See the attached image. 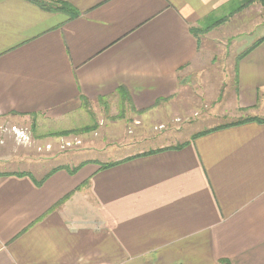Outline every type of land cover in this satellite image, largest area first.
I'll return each mask as SVG.
<instances>
[{"label": "crops", "instance_id": "1", "mask_svg": "<svg viewBox=\"0 0 264 264\" xmlns=\"http://www.w3.org/2000/svg\"><path fill=\"white\" fill-rule=\"evenodd\" d=\"M62 1L78 16L0 0V122L74 128L89 123L88 108L119 103L142 131L134 145L160 107L188 93L190 76L225 57L201 52V34L257 32L264 19L260 3L241 0ZM242 53L218 108L235 119L223 125L264 119V40ZM164 131L152 137L174 133ZM193 136L103 169L59 162L34 180L11 159L0 164V264H264V123Z\"/></svg>", "mask_w": 264, "mask_h": 264}, {"label": "rangeland", "instance_id": "2", "mask_svg": "<svg viewBox=\"0 0 264 264\" xmlns=\"http://www.w3.org/2000/svg\"><path fill=\"white\" fill-rule=\"evenodd\" d=\"M237 5L233 4L231 7L234 8ZM261 21L263 25L259 31L264 30V19ZM226 29H214V32L208 37L201 34V52H206L209 46L214 53H223L225 57L222 60L217 58L215 66L205 67V69L210 70L206 71L201 78L197 75L194 78L190 76L188 93L181 94L180 99L177 98L174 104H167L157 110L154 123L146 122L148 124L146 126L148 138L138 141L139 144L134 145L131 143L134 136L137 137L140 134L139 132H142L138 131L137 127L139 126L135 125L134 119L136 117L134 114L131 113L128 107L110 102L105 107L102 104L99 105V111L92 107L88 108L89 123L83 126H74V128H58V126L53 128L50 125H42L44 123L41 120L21 125L0 122V164L5 168L7 167L5 163H8L7 160L11 159L14 161L12 164H21L18 165L19 167L11 168L27 170L26 173L28 174L34 172L39 177L46 174L53 165L59 162L68 167L69 164L73 166L74 163L96 161L103 169V164H106L103 162L117 159L118 154L147 150L160 145L168 146L184 143L197 132L223 126L225 123L234 121V117H227L224 110L218 108L225 105V102L228 104L231 100L230 86L227 83H229L230 76V81L232 80L234 58L238 53L244 52L259 31L250 32L246 30V32H241L238 30L236 32H226ZM240 33H243V35H240ZM206 81L208 82L206 83ZM202 85H208L204 92L200 90ZM210 90L212 92L208 96L205 92ZM198 97H200L199 101L197 100ZM180 100L181 103H184L185 109L178 104L177 101ZM190 113L194 114L189 117ZM252 115L261 114L253 113ZM114 122L116 131L110 127ZM12 127H16L27 137L22 141L19 140L13 134ZM167 128L174 130V133L167 131V139L161 141L152 137L163 134ZM175 130L177 131L175 132ZM8 133H11V135ZM112 135L116 138L113 139ZM121 137H125L126 142ZM122 143L129 144L122 145ZM11 153L14 156L13 158L8 157ZM3 154L4 156H1Z\"/></svg>", "mask_w": 264, "mask_h": 264}, {"label": "trees", "instance_id": "3", "mask_svg": "<svg viewBox=\"0 0 264 264\" xmlns=\"http://www.w3.org/2000/svg\"><path fill=\"white\" fill-rule=\"evenodd\" d=\"M30 1L33 2V3H35V4H37L41 8H43V9H45L47 11H50V12H57V11L64 12V13H67L70 18H74V17H77L78 16V11L73 6H71L70 4H68V3H66V2H64L62 0H55V1L54 0H51V1H46V2L45 1L43 2V1H40V0H30ZM253 2L260 3L262 5V7L264 8V0H241L240 5L247 6V5H249V4L253 3ZM219 23H220V20L216 22V24H219ZM208 27H210V26H208ZM208 27L206 28V30H201V31H207ZM263 40H264V37L261 38V39H259L250 48H248L247 50H245L239 57L245 56L256 45H258ZM246 122L264 123V119H260V118H257V117L247 118V119H244V120H242L240 122H237V123H231V124H227V125H223V126H219V127H214V128H211V129H208V130L199 132L198 134H196V135L193 136V139L196 138V137H198V136L205 135V134H207V133H209L211 131H214L216 129L222 128V127L237 125V124L246 123ZM115 164L116 163H106V164H103L102 167L103 168H108V167H111V166H113ZM18 175L28 176L29 178L33 179L32 176H30L28 173H21V174H18Z\"/></svg>", "mask_w": 264, "mask_h": 264}, {"label": "built area", "instance_id": "4", "mask_svg": "<svg viewBox=\"0 0 264 264\" xmlns=\"http://www.w3.org/2000/svg\"><path fill=\"white\" fill-rule=\"evenodd\" d=\"M12 130L14 131L13 134L21 141L27 137L22 131L17 130L16 127H12Z\"/></svg>", "mask_w": 264, "mask_h": 264}]
</instances>
